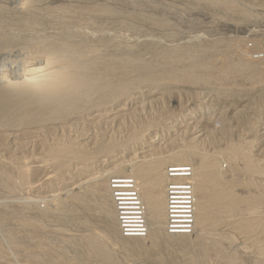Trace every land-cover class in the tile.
<instances>
[{
    "label": "rangeland",
    "instance_id": "374dc122",
    "mask_svg": "<svg viewBox=\"0 0 264 264\" xmlns=\"http://www.w3.org/2000/svg\"><path fill=\"white\" fill-rule=\"evenodd\" d=\"M24 1L26 0H0V14L3 13V20L7 24L5 30L23 36L21 37L23 41L22 39H20L21 41L19 40L20 43L3 46V48L0 47V84L6 81L5 78L7 80L10 79V81L22 79L20 73L23 75L22 73L24 72L23 70L22 72L19 71L20 68L24 69L23 67L28 64L29 57L36 52L34 47L28 45V42L36 39H44L46 42L50 40V43H55L53 45L57 51H63L66 46L67 49L71 48L74 50L76 48V51L85 48L82 54H86V57L91 54L107 56L113 53H122V56H126L140 53L147 61H154L155 54L153 51L156 52V50L217 43L218 46L215 51L210 52L211 54L207 56L210 61H214L217 57L218 59L220 58L219 55L221 56L222 52L224 53V44L228 43L227 41H240L241 39V41L246 40V44L247 41L253 39L258 41L261 39L264 42V0H251L250 3L246 2V0H234L235 4H237L234 12L225 11L217 5L201 3L196 0H27L23 3ZM93 6L109 8L113 13L88 18L87 15L84 16L73 12L66 18L69 24L65 28L50 19L49 16L51 12L63 7L79 9ZM239 7L240 9H245L244 11H248V14L240 13ZM31 10L35 11V14ZM6 12L10 15H7ZM26 13L31 16L34 15V18L38 20L37 26L24 28L17 24L18 21L16 22V19H21L22 16L27 15ZM2 28L0 25V29ZM67 33L71 34L70 38H66ZM245 44H240V47L236 43L234 48L238 47L237 51H242L243 49V51L247 50L248 52L249 49L246 48ZM22 59L24 60L22 61ZM239 77L234 76L227 79L208 78L207 82L197 84L158 79V81L153 82V86H140L136 94L129 97H127V94L120 99L118 97L115 102L109 103L105 111L102 109L99 112H86L87 114L80 119L81 121L69 123L70 126L68 128L58 124L51 130H44V128L41 131L40 129H34V131L27 129L13 131L12 133L7 131L9 129H6V135H2L4 138L0 135V167L2 166L0 170L9 174L12 177V181H6L0 176V264H49L53 259L52 256H59V254H63L64 257H69L72 260L75 258L79 264L80 261L81 264H95L94 260L86 257L88 256L86 240L93 234L92 232L98 233L102 241L104 239V245L112 253L113 258H116L115 260L118 259L117 261L120 264H223L213 254L203 256L201 253L203 247H209V242L213 238L218 237L216 240H219L224 254L227 252V256L235 257L234 260L238 263L255 264V262L263 261L264 258L262 259L261 256L264 257V255L258 254L254 248L244 242L237 231L226 224L217 223L213 227L208 225L205 228V232L195 227V223H193L191 230L186 233H170L166 225L167 220H164L165 209L161 226L155 224V227L151 229L149 228L150 222H148V232L153 231V236L151 233H149L151 235H148L147 231L142 236H127L121 230L119 222L106 213H102L103 211L97 206L102 196L97 193L99 195L97 197L95 193L97 191L94 189L98 185L102 173L101 179L113 178L112 180L108 179V187L111 186L108 189V198L113 204L114 212L117 214V208L114 204L115 200L113 201L114 197L112 198L111 194L113 193V183L116 181L117 185L120 184L121 193L127 194V189L130 185L127 179H131L132 176L122 174L125 173L122 172L125 166L124 171L127 172V167L135 162L133 161L135 158L149 157L151 154L159 153H164L165 155L182 147H189L190 149L195 146L194 148L200 152H205L208 156L218 157L215 158L218 159L219 171L224 178H229V182L236 183L234 187L237 195L240 194V197H245L255 193V187L249 184L252 175L242 170L243 164L240 163L242 161L237 160L238 162L231 163L226 159L224 153L225 149L232 145H246L253 158L258 159L259 161H257L261 162L260 165L263 163L261 166H264V80L252 82L244 77ZM147 123L150 125V128H148L150 130L146 129L143 133L145 129L143 126L148 125ZM136 126H140L143 129L141 131L143 135L141 138L134 140L130 138V134L132 129H136ZM56 140L63 142L74 140L73 142L78 143L80 147L88 151L91 150L90 152L97 150L100 143H109L110 141L121 145L123 148L120 147V151L118 149L115 150L116 153L111 152L112 155L96 154L95 159L90 162L91 165H85L86 167L82 165L81 167L80 164L74 162L75 164L72 163L71 167H64L63 171L62 168L59 171L56 165L48 160L49 158L45 155V148L48 145H53ZM191 158L192 160H190ZM191 158H189L190 161L196 160L194 157ZM184 164L188 166L192 163ZM169 165L171 163H167L165 165L166 168ZM122 167L123 169H121ZM21 168L28 171V178L23 180V182H20L22 179L17 176L19 173L16 172H20ZM166 168L164 167V169ZM114 172H118L117 175ZM191 173L190 171V177H192ZM107 174L112 178L109 175L107 176ZM103 176L107 177L104 178ZM116 177L122 179H116ZM256 178L254 179L255 181L257 180ZM119 180L122 183H119ZM163 180L166 182V177ZM263 180L264 177L259 178L257 182ZM110 182L111 184H109ZM165 182L163 183V188H165ZM83 196L89 197L91 202L84 203L83 200L80 201V197ZM124 197L127 198V196ZM194 198L193 206L195 203ZM56 201L57 204L63 205L66 202L64 206L68 207L66 208V210L68 209L67 212L65 210L63 214L55 213L52 208L56 205ZM123 202L125 205L129 204L127 199ZM146 210H148L147 206L144 210L145 219L148 218V211ZM231 218L227 219L230 220ZM194 219L195 211L193 212V221ZM227 219L226 222H228ZM24 221L31 222L34 224L33 227L31 224L25 225L24 223L26 222ZM21 224L24 225L21 226ZM31 227L36 228L32 229ZM19 228L23 230L21 231ZM229 229L233 230V232ZM28 231L30 232L28 233ZM27 233L31 235V237L29 235L30 238ZM216 233L221 236L219 234L217 236ZM42 235L44 236L43 238ZM230 235L233 236L231 237ZM149 236H152V238ZM221 237L225 238V240H221ZM47 238H51V241ZM226 239H230V242ZM36 240L38 243L40 241H48L47 243L43 242L48 252L44 251L45 253H43L44 249L41 250L40 247H37L38 245L36 244L38 243ZM16 241L17 244L14 243ZM18 241L24 243L21 244ZM19 244L20 247H18ZM27 248L32 252V256L35 255V258L27 255L29 254V252H26L28 251ZM47 253L53 255L50 256ZM82 254L84 255L82 256ZM66 258L62 259L70 260ZM201 260H204V262H201ZM60 263L66 264V262L63 263L62 261ZM50 264L53 263L51 262Z\"/></svg>",
    "mask_w": 264,
    "mask_h": 264
},
{
    "label": "bare ground",
    "instance_id": "6f19581e",
    "mask_svg": "<svg viewBox=\"0 0 264 264\" xmlns=\"http://www.w3.org/2000/svg\"><path fill=\"white\" fill-rule=\"evenodd\" d=\"M26 1H24L23 3H25ZM196 1L201 2V3H210L212 5L214 4V5L219 6L223 10L229 11V12H232V11L234 12L236 7H237L236 6L237 4H235L234 0H196ZM1 2H3V1H1ZM32 2H34V1H32ZM32 2H30V3H32ZM246 2L250 3L251 0H246ZM89 3H90V1H89ZM242 4H243V2H242ZM30 6L32 7V5H30ZM244 6H245V4H244ZM238 9L241 10L240 13L243 12V14H248V11H244L245 9L244 10H243V8L240 9V7ZM24 10H26V9H24ZM33 10H31V11H33ZM252 10H253V8H252ZM73 12H77V13L82 14L84 16L87 15L88 18H95L101 14L103 15V14H109V13L112 14L113 13V11L109 8H102V7H96V6L79 8V9H77V8L72 9V8L63 7V8H60V9H57V10L51 12V14L49 13L50 14L49 16H50V19L56 21V23L61 24L65 28L69 24L66 18L69 17V14L71 15V13H73ZM33 13L35 14V11H33ZM2 14H0V25H1V27H3L2 29H0V47L3 48V46H11V45L20 43V41H21L20 39H22L21 37H23V36H21L19 34L17 35V33L13 34V32L11 33L10 29H8V31H10V32H7L5 30V27L7 24H6V21L3 20L4 18H3ZM6 14H7V12H6ZM26 14L27 15H25L24 17L22 16L21 19L20 18H17L18 20L16 19V22L18 21L17 24L20 25V27H24V28H31V27L33 28V26H37L38 20L36 18H34V15L31 16L28 13H26ZM7 15H10V14H7ZM249 15H251V14L249 13ZM244 16H246V15H244ZM104 17H105V15H104ZM247 17H248V15H247ZM5 18H6V16H5ZM250 31H252V30H250ZM70 36H71L70 33L66 34V38H70ZM54 37H55V35H54ZM42 38H44V37H42ZM238 38H240V37H238ZM77 39H78V37H77ZM260 40L257 41L255 39H253L251 41H247L246 44H245L246 40L241 41V39H240V41L239 40H232V41H227L228 43L223 42V43H225L224 44V47H225L224 53L222 52L221 56L219 55V57H220L219 59L217 56H215V57H217L218 60L214 58L215 59V60L213 59L214 61H210L207 56H208V54H211L210 52L215 51V49L218 46L217 43L199 44V45H194V46L189 45V46L177 47V48H171V49L156 50V52L153 51L155 54L154 61L153 60L147 61L142 57V55L140 53H137L135 55H126V56H122L121 55L122 53H120V54H118V53L114 54L113 53V54H109L107 56H102L101 54L100 55H92L91 54L92 56L87 55V57H86V54H82V51L85 50V48L79 49L78 51H76V48L74 50H72L71 48L67 49V46H66V45H68L67 43H66V45H64V46H66V48L63 47L64 50L62 48L63 51H61V50L57 51V50H55V47L53 45L55 43H50L49 42L50 40L47 42L44 41V39L43 40H37V39L31 40L30 42L27 41L28 45L34 47L36 52H35V54H32L29 57L28 64L26 63L27 66L23 67L25 70L22 68H20V70L18 69L19 71L22 72V70H23V72H24V73H22L23 75H21V73L19 72L20 76H22V79H19L18 81H17V79H15L16 81L15 80L10 81L9 77H8L9 80H7L4 77L6 81L3 84L1 83L2 85L0 84V135L1 136L6 135L5 134V133H7L6 129H9L7 131L12 132V133H13V131L16 132L18 130H27V129H32L33 131H34V129L35 130L40 129V131H41L44 128H45L44 130H48V129L51 130L58 124L63 125L65 128H68L70 126L69 123H72L74 121L78 122L80 119L84 118L83 116L85 114H87L86 112H91V111L92 112L93 111L99 112L102 109H104V111H105V108H107L109 103L115 102L118 97L120 99L121 97H123L127 94H128L127 97H129L133 94H136V92L140 86H146V87L147 86H153V82L158 81V79H160L162 81L193 82L194 84L201 83V82H207L208 78L209 79L210 78L211 79H216V78H226L227 79V78H232L234 76L244 77L245 79L251 80L252 82L253 81H260L262 79L264 80V42H263V40H261V41ZM22 41H23V39H22ZM60 41H61V39H60ZM72 42H74V41H72ZM236 43L239 45L245 44L246 48H248L249 51L248 52H247V50L243 51V49H242V51H240V50L237 51L238 47L236 49L234 48L236 46ZM221 44H222V42H221ZM26 47H27V45H26ZM240 47H241V45H240ZM120 48H121V46H120ZM237 52H238V55H237ZM215 54H217V53H215ZM233 56H235V57L233 58ZM23 60L24 59H22V61ZM15 66H17V65H15ZM8 73H9V71H8ZM11 76H10V78H11ZM2 81H4V80H2ZM143 127L145 128L144 131L142 128H140V126L139 127L136 126V129L135 128L132 129L131 134H130V136H131L130 138L134 139V140L141 138L143 135V134H141L142 133L141 131H143V133H144L146 131V129L150 128V125L148 124V125L143 126ZM63 130H64V128H63ZM148 130H150V129H148ZM2 137L4 138V136H2ZM73 141L69 140L68 142H63L61 140H56L53 145H50V146L48 145L45 148L46 149L45 155L49 158L48 160L53 162L59 171L61 168L63 171L64 167H69L74 162H77L78 164H80V166L81 165L82 166L88 165V164H90V162H92L95 159L96 154L100 153V154H105V155L109 154L110 155L111 152L113 153V152H115V150H117V149L119 150V148L121 147V145H119L115 142H111V141L109 143L103 142V143H100L99 148L97 150L90 152L91 150L88 151V150L80 147V145H78V143L76 144L75 143L76 139H75V142H73ZM194 147L190 148V149H189V147L188 148L182 147L181 149L170 151L169 153H167L165 155H164V153L163 154L159 153V154H151L149 157H143L142 156L141 158H135V159L133 158L134 159L133 161H135V162L129 164V167H127L128 168L127 172L124 171L126 166L124 169H123V167L121 168V169H123L122 172H125L122 174L132 176L131 179H127V180H129L130 185L135 182V185H133V189L135 190L136 198L139 200V203H140L144 213H145L144 210L147 206L148 210H146V211H148V214H147L148 218L146 216V218H147L146 222H147L148 227H149L148 222H150L149 228H151V229H153V227H155V224H159V226H161V223L164 219V209H165V219L164 220H167V201H166L167 192H166V189L163 188V183L165 182V180H163V179L166 177L165 175H167L166 173H167V169H169L168 167H184V169L186 167L187 169H189V171L192 172L191 173L192 177H189L187 179L182 178V180L188 181L191 184V195H192V198L195 197L194 198L195 203L193 206V212L195 211V219H194L195 224H194V226L198 227L202 231H205V228L208 225L213 227V225H215L217 223H220L221 225L226 224L227 226H230V228H233L235 231H237L242 236L244 242L246 244H248L250 247L254 248L258 254L264 255V180L261 182H257V180L259 178L264 177V166H261V165H263V163L260 165L261 162L259 163L258 159L253 158L249 148L246 145H241V146L240 145L239 146H233L232 145V146L227 147L225 149L224 153H225L226 159H228V161H230L231 163L232 162L235 163V161H237V160L242 161V162H240L243 164L242 170H244L246 173H250L252 175V177L250 178L251 180H249V179L248 180H249V184L252 187H255L256 192L255 193L252 192L253 194H250V195L245 196V197H240L239 196L240 194L237 195V193H236L237 191H235L234 186L236 185V183H234L232 181L229 182V180H228L229 178L228 177H227L228 179L224 178V176L220 173V171H219L220 167H219L218 161H217L218 159L215 158L217 156H215V157L210 156V155L208 156L205 152L204 153L200 152ZM121 148H123V147H121ZM191 157H194V159H196V160L190 161V160H192ZM189 158H191V159L189 160ZM225 161H227V160H225ZM130 162H131V159H130ZM167 163H171V165H169L166 168L165 165ZM184 163H192V164L187 166V164H184ZM22 164H21V166H22ZM242 164H241V166H242ZM1 165H3V164H1ZM126 165H127V163H126ZM115 166H117V165H115ZM1 167H0V169H1ZM164 167L166 169H164ZM236 167H237V165H236ZM19 168H20V166H19ZM115 168H117V167H115ZM56 169H55V171H56ZM111 169H110V171H111ZM2 170H3V168H2ZM114 171H115V169H114ZM16 172L19 173V174H17V176H19L22 179V181H20V182H23V180H26L28 178L27 169H22V170H20V172H18V171H16ZM107 173H108V171H107ZM117 173H115V174L117 175ZM102 174L100 175V180L98 179L99 181H98V185L95 186L96 188L93 187L97 191V192H95V191L94 192L96 194L98 193L99 195L102 196V197H100L102 199L99 202V205L97 204V206H99V208L103 211L102 213H106L107 215L113 217V219H116V221L119 222V220H118L119 214L118 213L116 214V212H114L113 207H112L113 204H111V201L108 198V189L111 188V186L108 187V179L109 178L108 179H101ZM115 174H114V176H116ZM108 175L109 174H107V176ZM111 175H112V173H111ZM0 176L6 181H10V180L12 181V177L9 174H7L1 170H0ZM107 176H103V177L106 178ZM19 177H17V178H19ZM119 177H116V179ZM255 178L257 179L256 181L254 180ZM112 179H109V180H112ZM119 179H122V178H119ZM27 181H29V180H27ZM56 181H57V179H56ZM191 181L193 184L191 183ZM118 182L122 183V181H120V180ZM24 183H26V181H24ZM109 184H111V182ZM238 185H240V184H238ZM248 187H249V185H248ZM4 189H7V188H4ZM252 190H254V189H252ZM98 194H97V197H99ZM111 195H112L111 197L113 198L114 193H112ZM90 197H91V195H90ZM109 197H110V195H109ZM76 198H78V197H76ZM81 200H83L84 203H88L90 201L89 197H87V196L80 197V201ZM92 201H94V200H92ZM113 201H114V198H113ZM65 203H64V205H65ZM94 203H96V202H94ZM114 204H115V207H117L115 202H114ZM64 205L60 204V203L57 204V201H56V205L52 209L55 213L63 214V212L66 210V208H68V207H65ZM95 207H96V205H95ZM67 210H66V212H67ZM114 213H115V215H114ZM116 215H117V217H116ZM225 217H227V218L233 217V218H231L232 220L231 219L228 220L226 218L228 220V222H226V219L224 220ZM17 219H18V217H17ZM147 220H149V221H147ZM24 222H26V221H24ZM113 222H114V220H113ZM39 223H38V225H39ZM24 224L25 225L31 224L32 227L34 225L31 222H26ZM24 224H21V226ZM35 224H36V222H35ZM226 225H224V226H226ZM35 226H37V225H35ZM148 227H147V232H148ZM34 228H36V227H34ZM34 228H32V229H34ZM39 229H40V227H39ZM111 229H112V227H111ZM17 230H18V227H17ZM217 230H218V228H217ZM29 232L30 231H28V233ZM61 232H62V230H61ZM152 232L153 231L148 232L147 234L151 235ZM207 232L210 233L211 230H210V232L209 231H207ZM231 232H233V230ZM10 233H8V234H10ZM92 233L93 234L86 240V244L88 247V253H87L88 256H86V257L91 259V260H94V262H96L97 264H120L117 261L118 259L115 260L116 258L115 259L113 258L112 253L104 245V243H105L104 239L102 241L100 239V236L98 235V233L97 234L94 232H92ZM149 233H151V234H149ZM155 233H156V231H155ZM219 233H221V232H219ZM219 233H216L217 236L220 235ZM65 234H67V233H65ZM147 234H146V236H147ZM29 235L30 234H28V237H29ZM52 235H54V234H52ZM225 235H226V233H225ZM45 236H47V235H45ZM152 236H153V234H152ZM152 236H149V237L152 238ZM175 236H177V235H175ZM201 236H203V235H201ZM217 236H215V237H217ZM4 237H5V235H4ZM30 237H31V235H30ZM43 237L44 236L42 235V238ZM82 237H84V236H82ZM231 237H229V238H231ZM12 238H13V236H12ZM33 238H35V237H33ZM218 238H215V239L213 238L212 240L210 239L211 241L209 242V245H208L209 247H203L202 252H201L203 254V256L213 254L215 257L218 258L219 261H222L223 264H241V263H238L236 260H234L235 257L233 258L232 256H227L226 255L227 252H225V254H224L223 249L220 246L219 240H216ZM5 239H6V237H5ZM47 239L51 241V238L50 239L47 238ZM66 239H67V237H66ZM130 239H133V238H130ZM227 239H228V237H227ZM11 240H13V239H11ZM45 240H46V238H45ZM54 240H56V239H54ZM156 240H157V238H156ZM221 240L224 241L225 238L221 237ZM227 241L230 242V239ZM18 242L20 243L21 241H18ZM43 242L47 243L48 241L47 242L43 241ZM43 242L40 241V243H38V241H37L38 244H36V243L35 244L38 245L37 247H40L41 250L44 249L43 253H45L44 251H47V247L45 246V244ZM200 242H202V241H200ZM203 242H204V240H203ZM206 242H207V240H206ZM9 243H11V242H9ZM14 243L17 244V241ZM23 243L24 242H21V244H23ZM152 243H154V242H152ZM49 244H50V242H49ZM246 244H244V245H246ZM25 245H27V244L25 243ZM30 245H32V244H30ZM52 246H53V244H52ZM4 247H6V246L4 245ZM18 247H20V244ZM54 248H55V246H54ZM34 249H35V247H34ZM48 249H49V247H48ZM27 250L28 251H26V249H25V251L27 253L29 252V254H27L26 252L25 253L28 256L29 255L32 256V252L29 251L30 249L27 248ZM41 250H38V251H41ZM59 250H61V249H59ZM225 250H227V249H225ZM51 253H54V252H51ZM229 253H231V252H229ZM10 254H12V253H10ZM47 254L50 255V253H47ZM51 255H53V254H51ZM83 255L84 254H82V256ZM34 256H32V257H34ZM44 256H45V254H44ZM52 257H53L52 261L51 260H49V261H51L53 264H54V262H55V264H62V263H60L61 261L63 263L66 262V264H79L77 259L74 258V260H72L69 257L66 258V256L64 257L63 254H59V256L53 255ZM258 257H259V255H258ZM62 258H66V259H70V260H63ZM261 258L263 259L264 257L261 256ZM42 260H44V259H42ZM193 260H194V258H193ZM202 261L204 262V260H201V262ZM205 261H206V259H205ZM51 262H49V264ZM192 263H195V262H192ZM6 264H8V263H6ZM80 264H81V261H80ZM255 264H264V260L257 262V263L255 262Z\"/></svg>",
    "mask_w": 264,
    "mask_h": 264
},
{
    "label": "built area",
    "instance_id": "2783aa9c",
    "mask_svg": "<svg viewBox=\"0 0 264 264\" xmlns=\"http://www.w3.org/2000/svg\"><path fill=\"white\" fill-rule=\"evenodd\" d=\"M166 174L167 229L170 233H186L191 230L194 223L193 198L191 184L182 178H189L190 171L186 167L185 169L184 167H169ZM133 185L134 183L129 185L127 194H123L117 183L114 182V200L123 233L127 236H142L147 231V222L139 200L136 198ZM125 199L129 200L128 205L124 204Z\"/></svg>",
    "mask_w": 264,
    "mask_h": 264
}]
</instances>
